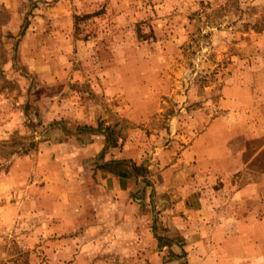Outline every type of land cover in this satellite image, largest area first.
I'll return each mask as SVG.
<instances>
[{
  "label": "rangeland",
  "instance_id": "obj_1",
  "mask_svg": "<svg viewBox=\"0 0 264 264\" xmlns=\"http://www.w3.org/2000/svg\"><path fill=\"white\" fill-rule=\"evenodd\" d=\"M249 108L264 117V0H0V180L14 170L20 182L0 192V264H60L53 235L36 233L54 219L25 202L52 193L49 163L75 175L100 137L91 161L143 199L166 155L178 159L215 118L242 125ZM92 176L78 177L82 189ZM151 203L141 207L155 228Z\"/></svg>",
  "mask_w": 264,
  "mask_h": 264
},
{
  "label": "crops",
  "instance_id": "obj_2",
  "mask_svg": "<svg viewBox=\"0 0 264 264\" xmlns=\"http://www.w3.org/2000/svg\"><path fill=\"white\" fill-rule=\"evenodd\" d=\"M90 142L85 150L92 154L76 159L75 175L64 179L61 164L49 163L50 173L42 180L45 187L53 185L52 193L44 188L25 201L54 219L51 227H36V233L53 235L60 264H264L263 115L257 118L249 108L242 125L228 115L212 120L178 159L166 155L161 180L143 199H131L135 181L96 168L99 163L90 155L102 153L104 143L100 137ZM89 172L94 176L82 189L78 177ZM17 178L12 170L0 180V192L7 186L19 189L20 182L10 184ZM148 200L152 211L160 208L159 227L144 223L150 213L141 204ZM81 216L91 222L80 227L76 218ZM108 247L127 258L108 255Z\"/></svg>",
  "mask_w": 264,
  "mask_h": 264
}]
</instances>
